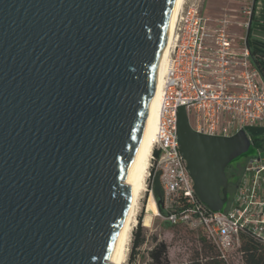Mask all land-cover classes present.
I'll return each mask as SVG.
<instances>
[{"label": "water", "instance_id": "1", "mask_svg": "<svg viewBox=\"0 0 264 264\" xmlns=\"http://www.w3.org/2000/svg\"><path fill=\"white\" fill-rule=\"evenodd\" d=\"M176 20L175 0H0V264H112ZM176 138L195 195L221 211L248 136L197 133L180 106ZM151 191L159 211L158 174Z\"/></svg>", "mask_w": 264, "mask_h": 264}, {"label": "built area", "instance_id": "2", "mask_svg": "<svg viewBox=\"0 0 264 264\" xmlns=\"http://www.w3.org/2000/svg\"><path fill=\"white\" fill-rule=\"evenodd\" d=\"M257 3L249 0L243 7L246 35L236 38L229 31L233 15L211 19L200 0H183L164 61L160 118L146 174V181L159 175L162 221L200 230L224 264H244L242 238L264 245V149L256 148L243 163L224 209L212 211L195 195L179 153L176 111L184 106L190 128L203 135L244 131L251 142L247 130L264 129V76L247 43ZM250 41L262 42L254 32Z\"/></svg>", "mask_w": 264, "mask_h": 264}, {"label": "rangeland", "instance_id": "3", "mask_svg": "<svg viewBox=\"0 0 264 264\" xmlns=\"http://www.w3.org/2000/svg\"><path fill=\"white\" fill-rule=\"evenodd\" d=\"M203 12L211 19L220 18L223 16H234L229 18L232 24L229 26V31L234 37H245L246 29L243 24L248 21V16L243 13V7L248 4L249 0H200ZM234 10V11H231ZM256 16L259 15L260 6L256 9ZM238 23V24H237ZM241 24V26H240ZM255 32L254 25L251 33ZM260 42V41H259ZM251 41L252 44L264 49V44ZM249 136H264L263 128H250L247 130ZM235 173L239 174L241 169L236 165ZM151 180L146 181V191L142 193L137 219H142V237L144 242L132 251L133 233L136 225L132 228L130 240L127 246L125 264H149L150 258L148 252L155 246L156 243L163 242L166 247V256L169 264H184L191 260L198 253L200 257L204 254L203 248L205 244L200 240V236L186 227H167L162 219L159 217L160 212L157 210L155 199L151 194ZM235 184L228 187L230 196L234 192ZM152 196L153 204L151 205L152 212L155 214L148 227L143 225V219L148 204L152 203L150 198ZM137 224V223H136ZM206 249V248H205Z\"/></svg>", "mask_w": 264, "mask_h": 264}, {"label": "bare ground", "instance_id": "4", "mask_svg": "<svg viewBox=\"0 0 264 264\" xmlns=\"http://www.w3.org/2000/svg\"><path fill=\"white\" fill-rule=\"evenodd\" d=\"M183 0H175L176 14L178 13ZM170 41V40H169ZM169 44V42H168ZM168 44L162 55L158 68L153 75L152 79V98L150 101L147 117L142 128L139 139L137 140L134 152L125 176L124 183L126 186L135 189L134 197L131 206L124 219L119 237L115 247L110 256V263L112 264H125L127 246L130 240L132 228L137 223V214L139 208L140 198L143 192L146 191V174L149 164V155L156 138L157 126L160 118V103L162 85L164 82V61L167 54ZM146 208V214L143 219V225L148 227L153 219L151 205L153 204L152 196Z\"/></svg>", "mask_w": 264, "mask_h": 264}, {"label": "trees", "instance_id": "5", "mask_svg": "<svg viewBox=\"0 0 264 264\" xmlns=\"http://www.w3.org/2000/svg\"><path fill=\"white\" fill-rule=\"evenodd\" d=\"M259 15L255 16L253 14L251 24H250V32L252 26L256 28H260V30L264 31V6L260 8ZM250 32L248 34V46L251 50L252 55V63L257 68L259 73L264 76V49L257 48L250 41ZM256 148L264 149V136L257 137L251 136V143L249 147L232 162V165H239L240 169L242 168L243 163L251 157ZM226 174V171H225ZM227 175V174H226ZM238 175L235 172L232 175V179L228 180V187L232 184H235L238 179ZM227 177V176H226ZM228 200L230 199V193L227 194ZM224 209V207H223ZM222 209V210H223ZM161 206L159 207V211H161ZM167 227H171L165 223ZM175 228V227H174ZM142 219L139 217L137 219L136 228L133 233V241H132V251L138 248L143 242L144 238L142 237ZM199 236L200 240L205 244L203 251L204 254L200 257L197 253L195 257L184 264H224L221 260L217 258L216 252L213 246L207 241L205 236L202 234L200 230H194ZM206 248V249H205ZM167 247L163 242L156 243L155 246L148 252L150 263L149 264H169V261L166 256ZM241 251L243 254L244 264H264V245H261L252 239H241Z\"/></svg>", "mask_w": 264, "mask_h": 264}, {"label": "crops", "instance_id": "6", "mask_svg": "<svg viewBox=\"0 0 264 264\" xmlns=\"http://www.w3.org/2000/svg\"><path fill=\"white\" fill-rule=\"evenodd\" d=\"M257 6L260 8L264 6V0H258ZM254 34L264 42V31L263 30H255ZM258 43V42H257ZM260 43V42H259ZM260 48V47H259Z\"/></svg>", "mask_w": 264, "mask_h": 264}, {"label": "flooded vegetation", "instance_id": "7", "mask_svg": "<svg viewBox=\"0 0 264 264\" xmlns=\"http://www.w3.org/2000/svg\"><path fill=\"white\" fill-rule=\"evenodd\" d=\"M235 170H236V167L234 166V165H232V163H230L229 165H228V167L226 168V176H227V180H230V179H232V175H233V173L235 172Z\"/></svg>", "mask_w": 264, "mask_h": 264}]
</instances>
